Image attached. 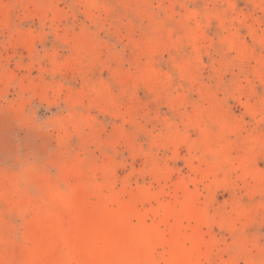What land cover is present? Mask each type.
<instances>
[{
	"label": "rangeland",
	"instance_id": "obj_1",
	"mask_svg": "<svg viewBox=\"0 0 264 264\" xmlns=\"http://www.w3.org/2000/svg\"><path fill=\"white\" fill-rule=\"evenodd\" d=\"M264 0H0V264H264Z\"/></svg>",
	"mask_w": 264,
	"mask_h": 264
},
{
	"label": "clouds",
	"instance_id": "obj_2",
	"mask_svg": "<svg viewBox=\"0 0 264 264\" xmlns=\"http://www.w3.org/2000/svg\"><path fill=\"white\" fill-rule=\"evenodd\" d=\"M261 43L264 44V38L261 39Z\"/></svg>",
	"mask_w": 264,
	"mask_h": 264
}]
</instances>
